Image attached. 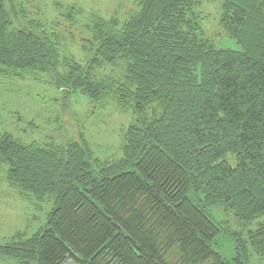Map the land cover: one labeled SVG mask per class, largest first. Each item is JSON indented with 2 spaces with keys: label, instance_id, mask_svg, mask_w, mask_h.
<instances>
[{
  "label": "trees",
  "instance_id": "trees-1",
  "mask_svg": "<svg viewBox=\"0 0 264 264\" xmlns=\"http://www.w3.org/2000/svg\"><path fill=\"white\" fill-rule=\"evenodd\" d=\"M202 1L95 16L77 61L0 0L1 78L45 73L65 99L133 117L110 161L92 158L81 134L44 146L0 135L9 187L37 205L52 199L38 231L0 244V264H246L245 242L264 261V220L227 260L206 211L222 204L241 224L264 216V0H218L216 13ZM210 20L239 48L217 46Z\"/></svg>",
  "mask_w": 264,
  "mask_h": 264
},
{
  "label": "rangeland",
  "instance_id": "rangeland-1",
  "mask_svg": "<svg viewBox=\"0 0 264 264\" xmlns=\"http://www.w3.org/2000/svg\"><path fill=\"white\" fill-rule=\"evenodd\" d=\"M138 1L14 0L18 11L15 20L20 27L28 21L43 24L60 57L73 56L81 61L87 55L83 47L87 45L89 24L95 16L108 18L116 15L123 20L138 10ZM218 6V0L201 2L202 8L215 13ZM69 7L75 11L71 9V12ZM207 31L215 37L217 46L239 48L232 38L222 34L214 20L207 23ZM131 116L130 112H122L113 103L104 109H95L83 96L73 95L65 99L64 93L45 73L24 79L0 77V135L10 133L24 143L35 141L41 146L50 142L60 144L79 141L81 134L89 144L92 158L117 160L122 156V136L133 118ZM227 160L231 165L235 164L234 156L229 155ZM4 169L0 165V244L8 242L18 231H25L24 235L30 237L44 225L52 207V199L38 205L23 199L6 183ZM206 211L222 225L214 247L227 260L236 256L235 238L246 240L247 232L264 220L261 216L247 223H238L233 212L222 204L207 206ZM245 244L246 264H264L248 243Z\"/></svg>",
  "mask_w": 264,
  "mask_h": 264
}]
</instances>
